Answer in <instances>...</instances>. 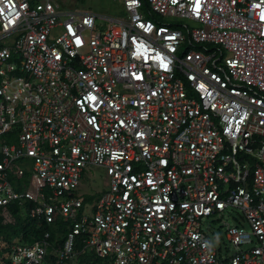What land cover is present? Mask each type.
Returning <instances> with one entry per match:
<instances>
[{
    "label": "built area",
    "instance_id": "built-area-1",
    "mask_svg": "<svg viewBox=\"0 0 264 264\" xmlns=\"http://www.w3.org/2000/svg\"><path fill=\"white\" fill-rule=\"evenodd\" d=\"M121 2L0 0V208L47 226L0 264H264V0Z\"/></svg>",
    "mask_w": 264,
    "mask_h": 264
},
{
    "label": "rangeland",
    "instance_id": "rangeland-1",
    "mask_svg": "<svg viewBox=\"0 0 264 264\" xmlns=\"http://www.w3.org/2000/svg\"><path fill=\"white\" fill-rule=\"evenodd\" d=\"M58 4L63 9H90L100 15L107 16L124 15V4L121 0H58ZM107 187L108 177L105 169L102 166L92 165L84 174L80 191L85 193L87 197L92 198L98 196L99 193ZM2 216L4 223L12 224V226L4 225L0 228L4 234L14 232L18 229L19 232H22L20 226H18V224L15 225L16 222L19 221L17 216L14 214L10 215L6 210L2 211ZM241 216L242 213L239 210L229 208L221 215L214 214L205 218L203 222L204 229L208 232L213 243L218 248H221L224 254L233 253L236 249L227 237L228 227L236 224H243L246 228H249V223ZM14 237L16 240L22 242L20 236L16 235Z\"/></svg>",
    "mask_w": 264,
    "mask_h": 264
},
{
    "label": "trees",
    "instance_id": "trees-1",
    "mask_svg": "<svg viewBox=\"0 0 264 264\" xmlns=\"http://www.w3.org/2000/svg\"><path fill=\"white\" fill-rule=\"evenodd\" d=\"M88 199H92V198H88ZM17 218L19 221H17L15 225L18 224V226H20V230H22V232H19L18 231L19 229H18V230H15L14 232L4 234V232H2L0 230V234L2 236H4L6 239L11 240V239L15 238L14 236L18 235L21 237L20 239H22V241L31 242L35 239L40 238L42 236L44 230L47 227L42 221L36 222L35 220L22 218L19 215L17 216ZM4 225L5 226H12V224L4 223L3 216H2V209L0 208V228ZM12 235H14V236H12ZM52 238H55V234L52 236Z\"/></svg>",
    "mask_w": 264,
    "mask_h": 264
},
{
    "label": "snow or ice",
    "instance_id": "snow-or-ice-1",
    "mask_svg": "<svg viewBox=\"0 0 264 264\" xmlns=\"http://www.w3.org/2000/svg\"><path fill=\"white\" fill-rule=\"evenodd\" d=\"M262 18H264V17H262Z\"/></svg>",
    "mask_w": 264,
    "mask_h": 264
}]
</instances>
